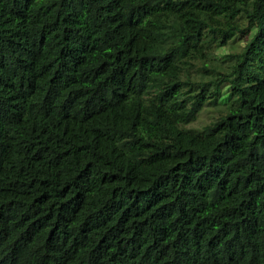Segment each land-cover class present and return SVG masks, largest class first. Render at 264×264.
<instances>
[{"label": "trees", "instance_id": "trees-1", "mask_svg": "<svg viewBox=\"0 0 264 264\" xmlns=\"http://www.w3.org/2000/svg\"><path fill=\"white\" fill-rule=\"evenodd\" d=\"M0 264H264V0H0Z\"/></svg>", "mask_w": 264, "mask_h": 264}, {"label": "rangeland", "instance_id": "rangeland-1", "mask_svg": "<svg viewBox=\"0 0 264 264\" xmlns=\"http://www.w3.org/2000/svg\"><path fill=\"white\" fill-rule=\"evenodd\" d=\"M240 49V44L238 41L232 40L228 45H227V50L233 51V50H239ZM225 108L224 105H212V104H207L204 106V108L199 112L197 115V118L191 122L188 127H194V128H201L207 123H210L213 121L216 117V115L223 111Z\"/></svg>", "mask_w": 264, "mask_h": 264}]
</instances>
